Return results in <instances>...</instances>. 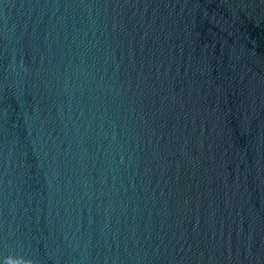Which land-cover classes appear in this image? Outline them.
Returning a JSON list of instances; mask_svg holds the SVG:
<instances>
[{
	"label": "water",
	"instance_id": "95a60500",
	"mask_svg": "<svg viewBox=\"0 0 264 264\" xmlns=\"http://www.w3.org/2000/svg\"><path fill=\"white\" fill-rule=\"evenodd\" d=\"M264 264V0H0V264Z\"/></svg>",
	"mask_w": 264,
	"mask_h": 264
},
{
	"label": "clouds",
	"instance_id": "9594fccd",
	"mask_svg": "<svg viewBox=\"0 0 264 264\" xmlns=\"http://www.w3.org/2000/svg\"><path fill=\"white\" fill-rule=\"evenodd\" d=\"M6 264H32V261L25 257L9 255L6 257Z\"/></svg>",
	"mask_w": 264,
	"mask_h": 264
}]
</instances>
